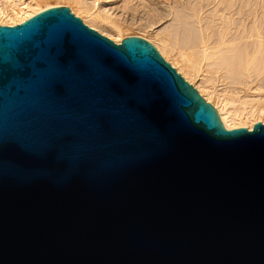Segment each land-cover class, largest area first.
Instances as JSON below:
<instances>
[{
  "label": "water",
  "instance_id": "95a60500",
  "mask_svg": "<svg viewBox=\"0 0 264 264\" xmlns=\"http://www.w3.org/2000/svg\"><path fill=\"white\" fill-rule=\"evenodd\" d=\"M0 264H264V124L68 7L0 25Z\"/></svg>",
  "mask_w": 264,
  "mask_h": 264
},
{
  "label": "bare ground",
  "instance_id": "6f19581e",
  "mask_svg": "<svg viewBox=\"0 0 264 264\" xmlns=\"http://www.w3.org/2000/svg\"><path fill=\"white\" fill-rule=\"evenodd\" d=\"M61 2L116 44L130 36L151 43L225 129L264 124V0H0V25Z\"/></svg>",
  "mask_w": 264,
  "mask_h": 264
},
{
  "label": "rangeland",
  "instance_id": "374dc122",
  "mask_svg": "<svg viewBox=\"0 0 264 264\" xmlns=\"http://www.w3.org/2000/svg\"><path fill=\"white\" fill-rule=\"evenodd\" d=\"M181 1H184V0H171V4L173 5V4H175V3H178V2H181ZM65 3H60V6H65V7H68V6H66V5H64ZM161 7H162V9H164V6L163 5H161ZM69 8V7H68ZM73 13V12H72ZM76 16V15H75ZM158 51V50H157Z\"/></svg>",
  "mask_w": 264,
  "mask_h": 264
}]
</instances>
